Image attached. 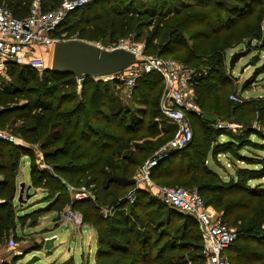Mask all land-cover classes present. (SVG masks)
Listing matches in <instances>:
<instances>
[{"label":"trees","instance_id":"trees-1","mask_svg":"<svg viewBox=\"0 0 264 264\" xmlns=\"http://www.w3.org/2000/svg\"><path fill=\"white\" fill-rule=\"evenodd\" d=\"M34 1L0 0V5L15 18L25 19ZM40 1L42 11L50 12L64 0ZM170 1L174 3L94 2L68 14L52 37H77L93 43L106 38L107 44H114L130 37L139 39L144 29H150L145 39L146 55L171 59L181 53L182 62L201 73L193 80L201 111V116H189L193 141L186 148L170 151L151 178L168 186L196 188L206 205L223 212L222 221L235 226L238 232L237 240L224 252L231 264H264V186L250 184L264 179V156L240 153L250 147L264 151V133L247 126L242 135H235L215 126L216 117L228 119L241 110L240 104L230 98L239 93L227 69L226 51L246 46L253 38L252 52L264 53V9L259 10L264 0ZM261 74L264 64L242 89L249 90ZM8 76L10 82L0 85V128L11 127L16 120L20 125L11 127V132L40 146L50 171L32 164L33 188L43 189L48 201L60 209L84 208V222H91L98 234L95 264H188L176 252L193 249L203 254L201 228L194 217L166 207L143 190L136 192L133 204L128 201L135 188V169L152 158L175 132L172 125L167 126L168 135L162 141H151L156 135L153 130L158 110L154 95L163 87L158 73L146 74L136 83L133 109L115 91L117 82H92L91 77L78 82L73 75L47 69L40 76L16 63L8 64ZM248 103L264 109V99ZM147 115L150 121L146 123ZM204 116L214 117L215 122L206 121ZM223 136L229 140L221 142ZM253 136L260 143L252 141ZM137 141H144L143 146H137ZM27 155L33 157L32 148L0 142V239L13 231L17 241L13 208L20 162ZM221 155L232 163H246L249 168H237L235 175L228 174L227 181L209 165V161L219 164ZM208 177L217 178L218 185L205 183ZM70 185L85 188L96 201L72 200ZM246 197L249 204L244 201ZM151 205L157 209L147 213ZM103 208L112 209L106 217ZM18 219L24 221L25 217ZM173 223L178 227L174 225L168 233L161 231ZM157 231L160 233L155 237Z\"/></svg>","mask_w":264,"mask_h":264},{"label":"built area","instance_id":"built-area-1","mask_svg":"<svg viewBox=\"0 0 264 264\" xmlns=\"http://www.w3.org/2000/svg\"><path fill=\"white\" fill-rule=\"evenodd\" d=\"M104 0H64L59 7L50 12H43L41 1L35 0L30 15L25 19L15 18L9 9L0 5V76L9 83L8 64L16 63L20 66H28L41 73L47 69L42 48L53 50L57 41L79 39L72 37L66 39L53 38L52 34L57 30L68 14L80 10L85 6ZM145 1V0H143ZM93 43V42H91ZM101 48L112 50L124 48L133 51L141 60L128 70L117 75L95 78L97 81H111L123 85L128 93L134 89L136 83L146 74L156 72L163 80L166 104L163 105L162 114L170 125L175 128L174 135L168 144L159 149L155 155L142 165L135 178V188L129 193L128 201L133 204L138 190H152L154 188L151 176L158 166L159 160L170 151L186 148L193 141V130L189 116H201L200 108L193 92V80L201 73L191 69L183 63L173 59H163L158 56H148L142 46L133 42V38L120 40L106 46L93 43ZM78 82H80L78 80ZM80 87V86H79ZM231 100L241 103L239 95H231ZM218 129L236 132L238 128L231 123H217ZM0 142L18 143V137L11 131L0 130ZM159 200L166 207L175 209L182 214L192 216L199 223L203 239V256L207 264H230L225 250L238 238L236 229L231 228L222 221V218L213 208L206 205L198 191L176 187L158 188ZM76 200L83 197H93L90 193H75ZM106 210L104 216L111 213ZM108 212V213H107ZM73 223L82 226L80 216L70 215ZM11 246H16L14 239L10 240ZM3 261H0L2 264Z\"/></svg>","mask_w":264,"mask_h":264},{"label":"rangeland","instance_id":"rangeland-1","mask_svg":"<svg viewBox=\"0 0 264 264\" xmlns=\"http://www.w3.org/2000/svg\"><path fill=\"white\" fill-rule=\"evenodd\" d=\"M151 0H145L144 3H148ZM183 2H188L187 0H182ZM229 2H233V0H226ZM168 3H174L168 0ZM175 5V4H173ZM260 9H264V6L259 7ZM150 29H144L142 37L139 39H133V42L136 43L139 46H142L143 49L145 47V39L147 37V34L150 32ZM262 31H264V23L262 25ZM124 40V39H122ZM101 45L106 46L108 45V39L103 38L99 42ZM245 44H241L234 49L226 51V65L228 71H232L234 76V82L233 87L236 89L235 91L237 93L242 91V86L245 81L250 79L253 74L255 73V70L259 67H261L264 64V53H258L256 51H253L252 55H260L261 59L258 61V63L255 66H247V63L249 62L250 56L241 58L236 65L233 68L229 67V62L234 53H237L239 51H242L245 49ZM42 54L45 58L46 64L48 66H51L52 61V55L53 50H46L42 48ZM179 54L176 53L172 56H170L171 59L183 63L182 60L179 58ZM191 69H196L193 66H189L185 64ZM203 70L204 68H200ZM200 70V71H201ZM40 76L42 75V72L39 73ZM258 82L256 80L255 83H253L252 87L249 89V91L243 93V96L239 95L242 99V102L240 103L241 110L237 113H234V116L232 115L231 118H221L216 117V119L222 123H231L233 125H236L238 128L236 129L237 134L236 135H242V131H245L247 126L254 127L255 129L261 131L264 133V109H261L260 107H257L256 105H251L248 103V101H251L252 99L255 100H263L264 98H257L259 96L264 97V74L259 75ZM92 82H97L95 78H92ZM4 81L0 79V85H3ZM101 82H111V81H102ZM194 89V87H193ZM115 91L118 92V95L122 99V101L129 107H136L134 105V101H132V95L133 90L129 94L126 88L119 84L118 87L115 88ZM233 91V90H232ZM194 96L197 98L198 94L193 90ZM234 92V91H233ZM80 95V94H79ZM234 95V94H233ZM255 97V98H254ZM80 98V96H79ZM154 100L158 101V110L156 112L155 119V126L153 130V134L156 133L155 137L151 139V141L154 144H157L158 142L162 141L168 133H166L167 126H171L168 121L164 118L162 114V108L163 105L166 104V97L164 93V85L161 90L157 91V94L154 95ZM229 100V97H228ZM147 111L150 114L151 107H147ZM158 113V114H157ZM228 115V114H224ZM227 117V116H223ZM214 118V117H213ZM153 119V120H154ZM215 119V118H214ZM151 119V123L153 121ZM146 123L150 121L149 115H147L145 119ZM20 125L18 121H13V125L11 127H14ZM194 125V124H193ZM11 127L6 126L5 128H0V130H8L12 131ZM14 133V132H12ZM15 134V133H14ZM144 133H141L139 135H143ZM152 134V132H151ZM18 137V136H17ZM252 141H257V137H252ZM260 143V142H258ZM16 144H22L26 147H30L33 149V157L30 158L27 156L23 157L20 166H19V173L17 176V183H18V190L17 194L14 200V208H13V218L15 219L16 228L15 230V236H17V243L16 246L10 245V240L16 238L14 237L13 231H9L8 234H5L0 239V261H3L2 264H95L97 261L96 258V252L98 249V234L95 230V228L91 225V222H84V216H83V210L84 208L80 207L79 209L71 208L70 206H66L63 209H60L58 205H55L54 202L48 201V196L46 192L43 189L40 188H33L30 190V194H33L31 199L28 200L27 203L20 204L18 202V193H19V185L21 183H25L26 186L32 185L31 178H30V171L32 164H36L40 168H45L50 171V167L46 164L44 161V155L43 152L38 144L31 145L27 143L22 138L18 137V143ZM144 144V141H137L136 145L139 147H142ZM164 144L160 148L154 151L152 154V157L155 155V153L161 149L162 147L166 146ZM240 153L244 156L251 157L253 154H258L264 156V151L249 148V150L243 149L240 151ZM150 158V157H149ZM148 158V159H149ZM151 159V158H150ZM243 160V159H242ZM148 160H146L143 164H145ZM224 161V160H222ZM231 165L228 167V170L224 171L223 168L217 167L214 164H210L211 168L216 170V168L220 172V175L223 177V179L227 180L229 179L228 173L231 175H235V170L241 166L242 168L249 167L246 163H230ZM142 167V166H141ZM138 166L135 169L134 172V179L138 175V171L141 168ZM217 171V170H216ZM152 179V178H151ZM154 188L152 190H145L146 193L152 198L156 199L158 202L159 200V194H158V188L163 187H174V186H168L164 185L162 181H157L156 179H152ZM205 183L212 184V185H218V179L210 177L206 178L204 180ZM251 185H263L264 186V179L261 180H255L250 182ZM177 188H184L188 190H195L199 191L196 188H188V187H182V186H176ZM72 189L75 190V193H84L82 191H85L86 193H89L85 190V188L77 189L76 187L70 185L68 188V192L70 194V197L72 200H76L74 197V192L72 193ZM130 191V190H129ZM200 192V191H199ZM201 193V192H200ZM202 194V193H201ZM91 198V197H88ZM87 199L86 197H83L82 200ZM137 199V196H136ZM144 201H149L147 197H143ZM81 201V200H78ZM91 201H96V198L92 197ZM247 204H249V200L246 197L244 199ZM213 208V207H211ZM110 208H103V214L104 212L109 211ZM157 209L156 205H151L147 209V213H150V211H153ZM214 209V208H213ZM214 211L222 218L223 212H220L218 210ZM108 213V212H107ZM136 215L141 216L140 212H135ZM38 215L35 217V215ZM74 216H80L82 219V226H77L73 223L70 215ZM19 217H25L24 221H21L18 219ZM35 217V218H34ZM178 223V222H177ZM173 223L171 225L164 226L161 231H166L167 233L173 228L174 225L177 228L179 224ZM228 224V223H227ZM231 228H235V226H232L230 223L228 224ZM238 226V224L236 225ZM264 228V227H263ZM200 229V228H199ZM201 233V230H199ZM160 232L157 231L155 233V237ZM202 235V233H201ZM53 239V246L51 249L47 250L45 248V243L47 240ZM170 238H166L165 241L169 242ZM179 254L181 258H184L187 260L188 264H207L206 259L204 258L202 253H196L193 249L188 251H181L176 252ZM177 254V255H178ZM231 264V263H230Z\"/></svg>","mask_w":264,"mask_h":264},{"label":"water","instance_id":"water-1","mask_svg":"<svg viewBox=\"0 0 264 264\" xmlns=\"http://www.w3.org/2000/svg\"><path fill=\"white\" fill-rule=\"evenodd\" d=\"M254 39L251 38L244 50L234 53L230 59L229 67L233 68L236 63L245 57H249L248 66H255L261 59L260 55H252L251 45ZM139 60L133 51L124 48L112 50L101 48L91 42L74 39L67 41H57L53 48L51 66L47 70L60 75H73L77 80L82 81L86 77L103 78L117 75L128 70L133 65L139 64ZM206 121L214 123L213 117L204 116ZM18 146L25 147L22 144ZM176 151V150H173ZM167 158V155L159 160V163ZM32 186L25 183L19 185L18 202L27 203L33 196L30 194ZM53 239L47 240L45 248L51 249ZM30 264V263H29Z\"/></svg>","mask_w":264,"mask_h":264},{"label":"crops","instance_id":"crops-1","mask_svg":"<svg viewBox=\"0 0 264 264\" xmlns=\"http://www.w3.org/2000/svg\"><path fill=\"white\" fill-rule=\"evenodd\" d=\"M257 70V69H256ZM255 70V71H256ZM229 73H232V71H228ZM233 74V73H232ZM260 77V76H259ZM0 79H2V77L0 76ZM3 80V79H2ZM249 80V79H248ZM4 81V80H3ZM257 81H258V79H257ZM4 83L5 84H7V82H5L4 81ZM245 83V82H244ZM247 91H249V90H247ZM247 91H244L243 89H242V91L241 92H239V95H241V96H243V93H245V92H247ZM244 97V96H243ZM255 98V97H254ZM257 98H264L263 96H259V97H257ZM216 122L217 123H220V121H218V120H216ZM216 123V124H217ZM222 123V122H221ZM216 126V125H215ZM226 131V130H225ZM228 132H231V133H233V134H237V131L236 132H233V131H228ZM229 139H228V137H226V136H223V137H221V139H220V141L221 142H226V141H228ZM222 160H224V161H222ZM218 161H219V164H215L214 162H212V161H209V165L210 164H214L215 166H217V167H220V168H223L224 169V171L226 170H228V167L231 165L230 163H232L231 161H230V159L229 158H227L225 155H221V156H219L218 157ZM210 168H211V166H210ZM239 168H242L241 166H239ZM247 168H249V167H247ZM212 169V168H211ZM212 170H214V169H212ZM217 170V171H216ZM216 170H214L215 172H217V173H219L220 174V172H224V171H219L217 168H216ZM229 174V173H228Z\"/></svg>","mask_w":264,"mask_h":264}]
</instances>
